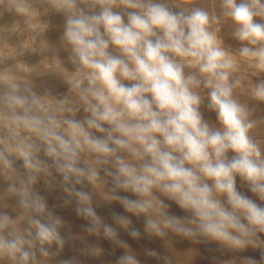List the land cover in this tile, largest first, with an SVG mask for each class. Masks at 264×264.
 <instances>
[{"label": "clouds", "instance_id": "clouds-1", "mask_svg": "<svg viewBox=\"0 0 264 264\" xmlns=\"http://www.w3.org/2000/svg\"><path fill=\"white\" fill-rule=\"evenodd\" d=\"M50 3L65 15L60 41L72 70L60 60L56 65L68 94L40 95L29 83L21 87L11 76L0 77L5 85L0 92V171L12 181L6 194L17 198L23 212L14 218L0 211V260L39 264L37 251L48 257L46 246L63 247L62 221L34 190L41 176L47 182L54 173L62 179L65 202L75 198L77 214L91 221L87 231L99 235L102 229L122 248L128 245L97 215L85 182L98 186L110 180L107 199L143 216L149 236L170 231L230 250L260 248L264 156L249 135L254 122L247 107L233 97L239 83L230 82L236 58L222 47L219 29L210 30L217 18L201 8L174 11L157 0ZM81 3L99 11H85ZM9 5L28 14L24 0H9ZM221 7L237 25L233 36L242 42L239 57L264 72V22L257 20L264 21V0H221ZM201 89L208 90L206 105ZM251 92L264 102V80ZM202 107L216 114L220 127L204 118ZM81 109L86 115L76 119ZM237 176L259 203L238 190ZM157 193L189 215L170 214L171 205ZM113 217L133 238L140 236L127 216ZM22 221L27 227L20 226ZM260 255L264 259V251ZM117 264L139 261L127 253ZM243 264L257 260L245 257Z\"/></svg>", "mask_w": 264, "mask_h": 264}, {"label": "rangeland", "instance_id": "rangeland-1", "mask_svg": "<svg viewBox=\"0 0 264 264\" xmlns=\"http://www.w3.org/2000/svg\"><path fill=\"white\" fill-rule=\"evenodd\" d=\"M28 7V14H20L15 8L9 5V0L0 3V77L11 76L23 87L29 83L34 91L40 95L50 96L67 95L68 88L64 83V77L58 70L56 61L63 62L65 67L72 70L67 63V51L60 41L64 29L65 15L57 11L50 0H24ZM165 3L174 11L193 8H201L211 16L217 18V23L211 25L210 30L217 28L218 38L222 41V47L230 51L236 58L237 69L230 76V82L239 81L233 89V97L239 103L245 105L249 111V120L254 122V127L249 135L256 142L262 156H264V102L254 99L252 86L259 80H264V72H258L252 63L239 57L238 50L242 42L234 38L233 33L237 25L223 14L221 0H157ZM85 11L98 12L99 8L90 9L83 3L80 4ZM120 10V9H116ZM258 22H264L257 18ZM246 43V42H245ZM114 54L117 50L110 48ZM186 73L194 71L185 69ZM125 83H128L125 81ZM5 90V85L0 81V92ZM207 89H201L200 93L207 104ZM74 98V96H73ZM204 118L214 127H220L216 120V114L202 107ZM86 115L83 110L76 113V119ZM96 135H101L96 133ZM229 156L233 155L231 152ZM21 164L17 161V167ZM103 176V172H101ZM54 178L45 180L41 176L34 185V190L44 197L47 204V211L62 221L58 231L64 240L63 247L56 244L46 246L50 255L43 257L37 251L39 264H117L118 258L131 253L139 261V264H243L245 257H252L257 264H264L261 259V251H264V244L260 248L249 247L245 251L230 250L223 245L199 238L192 240L172 232L164 237L149 236L144 230V217H136L125 212L118 201H109V189L111 183H101L93 186L85 182V190L93 197V207L104 224L112 226L117 231V238L124 241L128 248H122L108 239L101 229L100 234L89 233L87 229L91 221L80 216L76 212L75 198L71 203H66L67 194L62 189V179L59 175L53 174ZM12 181L0 171V211H8L14 218L22 215L18 207L17 198L8 196L6 188ZM238 190L256 199L248 189L243 186L240 177H236ZM79 189L80 186L77 185ZM120 195L131 196V193L120 192ZM157 195H160L157 193ZM166 204L171 207L167 209L170 214L178 217L189 215L182 211L175 203L160 195ZM113 213L127 216L131 220V227L140 231L138 238H133L129 230L115 222ZM22 228L27 227V222L22 221ZM264 240V236H262ZM156 252V256H150L148 252ZM0 264H12L8 260H0Z\"/></svg>", "mask_w": 264, "mask_h": 264}]
</instances>
